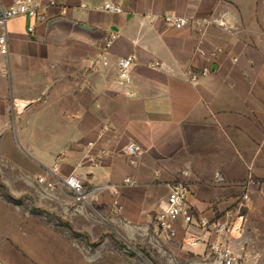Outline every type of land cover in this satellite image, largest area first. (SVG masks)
<instances>
[{
    "label": "crops",
    "instance_id": "1",
    "mask_svg": "<svg viewBox=\"0 0 264 264\" xmlns=\"http://www.w3.org/2000/svg\"><path fill=\"white\" fill-rule=\"evenodd\" d=\"M48 1L53 6L38 18L7 24L1 142L15 157L29 152L26 166L36 172L55 169L58 178L76 175L101 188L97 196L116 201L134 222L158 211L175 181L190 185L199 214L235 210L252 175L254 209L244 236L233 240L259 243L262 259L264 0ZM15 2L0 0V14ZM172 15L191 24L166 28L162 18ZM58 17L113 29L106 49L71 30L47 34L46 22ZM127 57L135 62L122 85L118 62ZM90 143L110 151L98 168L86 159ZM131 143L142 150L134 158L121 153Z\"/></svg>",
    "mask_w": 264,
    "mask_h": 264
},
{
    "label": "rangeland",
    "instance_id": "2",
    "mask_svg": "<svg viewBox=\"0 0 264 264\" xmlns=\"http://www.w3.org/2000/svg\"><path fill=\"white\" fill-rule=\"evenodd\" d=\"M3 138L0 134V264H216L208 246L186 248L182 232L173 240L158 235L157 211L134 222L101 194L78 201L56 176L26 166L33 161L29 152L18 150L15 157ZM230 240L225 252L242 264H264L259 243Z\"/></svg>",
    "mask_w": 264,
    "mask_h": 264
},
{
    "label": "built area",
    "instance_id": "3",
    "mask_svg": "<svg viewBox=\"0 0 264 264\" xmlns=\"http://www.w3.org/2000/svg\"><path fill=\"white\" fill-rule=\"evenodd\" d=\"M52 2L48 0H16L15 4L3 9L0 14V54L8 52V32L7 24L21 16L38 18L40 14L47 11ZM114 12H120V8H108ZM150 22H154L153 16H148ZM163 25L166 28H175L177 30L184 29L191 24V20L185 17L176 15L164 16L162 18ZM29 34H33L34 28H29ZM134 58L127 57L118 62V79L120 84L127 85L130 80V71L134 65ZM90 151L86 156L87 162L93 167L102 166L104 159L110 154L105 148L95 149L96 144H89ZM140 146L131 143L127 145L121 153L127 157L134 158L141 153ZM50 174L56 176V170H49ZM58 178V177H57ZM217 182L222 181V178H217ZM42 183L44 179L40 180ZM58 183L62 184L66 189L71 191L78 201H86L91 198L93 201L101 188H87L82 180L76 175H70L66 178H58ZM127 184L134 185L135 183L126 180ZM253 176L249 175L248 184L244 194L236 200L235 210H230L224 213H219L213 218H209L204 214L197 213L189 202L191 187L187 182L175 181L168 185L169 194L158 207L155 215L154 224L155 231L166 240L175 239L178 231L182 232V242L188 249L203 245L208 246L210 256L216 260V264H242L240 260L230 251L225 252L223 245L227 241L231 242L234 237L244 236L248 215L253 211L250 186L255 185ZM52 184H49L51 186ZM237 210V213L235 211ZM240 222V223H239ZM240 224L237 228V224Z\"/></svg>",
    "mask_w": 264,
    "mask_h": 264
},
{
    "label": "water",
    "instance_id": "4",
    "mask_svg": "<svg viewBox=\"0 0 264 264\" xmlns=\"http://www.w3.org/2000/svg\"><path fill=\"white\" fill-rule=\"evenodd\" d=\"M56 28L67 29L89 36L90 38L97 41L96 47L102 50L106 49L111 38V32H113V29H111L110 32L103 33L93 27L87 26L82 23L74 22L64 17L54 18L46 22L47 34ZM32 40L40 41V39L37 37H33Z\"/></svg>",
    "mask_w": 264,
    "mask_h": 264
},
{
    "label": "bare ground",
    "instance_id": "5",
    "mask_svg": "<svg viewBox=\"0 0 264 264\" xmlns=\"http://www.w3.org/2000/svg\"><path fill=\"white\" fill-rule=\"evenodd\" d=\"M221 24V23H220ZM221 25H223L224 26V24L222 23ZM18 104V106H19V108L22 110L23 108H24V106H25V104L23 103V102H18L17 103ZM240 223V222H239ZM237 224V228H238V226L240 225V224Z\"/></svg>",
    "mask_w": 264,
    "mask_h": 264
}]
</instances>
